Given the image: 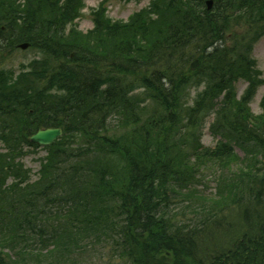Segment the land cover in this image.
<instances>
[{"label": "trees", "instance_id": "obj_1", "mask_svg": "<svg viewBox=\"0 0 264 264\" xmlns=\"http://www.w3.org/2000/svg\"><path fill=\"white\" fill-rule=\"evenodd\" d=\"M50 2L0 0V52L25 40L34 50L32 68L15 78L0 68V113L11 121L0 137V264H264L254 240L264 220L250 231L246 209L252 190L264 201V107L255 115L249 106L263 79L245 74L264 34V0L210 9L151 0L111 24L115 33L87 36L63 34L80 0ZM239 77L249 85L236 99ZM190 89L199 90L191 103ZM207 122L214 147L199 143ZM49 126L64 133L28 183L21 143ZM214 165L218 193L206 197L196 173ZM235 207L244 230L223 247L212 222ZM97 246L112 254L103 261Z\"/></svg>", "mask_w": 264, "mask_h": 264}, {"label": "rangeland", "instance_id": "obj_2", "mask_svg": "<svg viewBox=\"0 0 264 264\" xmlns=\"http://www.w3.org/2000/svg\"><path fill=\"white\" fill-rule=\"evenodd\" d=\"M85 3L82 6H78V13L74 15L72 20L68 21L64 25V32L63 34H67L68 32H77L81 35L87 36L89 34H93L99 30H102L103 28H107V33L112 34L115 33L113 29L110 28L111 24L114 23H120V22H127L134 11L139 10L141 7H149L148 2L150 0H107L104 4V10L98 14L97 16V22L98 27L96 31L92 30L94 27L93 21L91 20V16L93 15L94 7L97 6L99 1L101 0H84ZM21 4L25 3V0H19ZM46 2L49 4L51 3L50 0H46ZM82 11V15L79 14V12ZM50 13V8H49ZM70 18L73 14L72 11H68ZM148 17L149 20H154V16H145ZM119 33V32H118ZM118 33H116L118 35ZM69 40H71V37H68ZM235 37L232 40H228V43L234 42ZM80 41V40H78ZM82 42V41H80ZM37 51V50H36ZM251 52V51H250ZM33 49H21L16 47L15 45H8L6 44L3 46V50L0 52V68L7 74H12V77L15 78L16 75L19 72L28 71L31 64V68L33 65ZM251 57L253 59L252 65H254V72L253 71H247L245 70V74L250 75L251 77H255V74L260 78L263 79V82L257 87V90L255 91V95L252 98V103L250 105L251 112L253 114H260L263 112L264 103L260 104V101L262 98H264V35H262L254 44L253 51L251 53ZM245 76V75H244ZM256 78V77H255ZM248 80L245 77H239L236 81V85L234 87V92L236 95H240L244 88L246 87V82ZM202 87H199V90ZM196 90L198 89H190L189 93L191 95L189 102L191 103L192 97L195 94ZM198 90V91H199ZM236 90H238L236 92ZM139 91V90H138ZM119 118L112 116V119L108 122V124H116L119 122ZM211 120V118H210ZM11 121L7 114L0 113V137L2 135V130L6 126H10ZM112 128V125L110 126ZM200 145L202 147L205 146H215L216 145V139L214 133L211 131V129L207 126H205L202 130H200ZM15 137L12 135V138ZM79 141H75L71 144L72 147H75L78 145ZM18 141L15 139L13 145H16ZM0 145L6 149V143L2 140H0ZM22 145V154L20 157L17 158V160H21V163L23 164L21 167L22 172H27L28 175H30L28 179V183H34L37 181V177L39 175L40 171V163L47 157L48 155V149L43 148L42 146H27L24 143H21ZM18 151V150H17ZM236 153L243 157V152L236 148ZM261 161H264V158L261 159ZM259 163H257L258 165ZM246 165H244L245 168ZM218 165H214L213 168L207 167L203 170H199L196 173V176L198 179H200V182L196 183V187L199 190V193L206 196V197H213L218 193V185H217V179L219 178L220 169L218 168ZM235 168V166H233ZM15 178L12 175L7 176L6 183H10ZM17 179V178H16ZM258 193L260 194V190H252L250 197L248 201L246 202V209L248 210L247 213V223L250 222V218L253 216H258L257 218H263L264 217V201H261L259 198H257L254 194ZM172 206H170L171 208ZM186 210V216L183 217L184 220H188L189 217H192V212L189 211L188 208ZM184 211V210H182ZM189 213V216L188 214ZM204 214V213H203ZM223 218V223L219 222V227L217 231L214 230V232L217 233V236L220 238L219 242L217 244L223 245V247L228 246L232 240L236 239L241 231L244 230V225L241 222L240 217V209L239 208H233L229 210H224L218 215V219ZM256 220V219H255ZM254 220V222H255ZM242 223V224H241ZM213 224V222H212ZM225 225V226H224ZM110 244V243H109ZM110 248L106 247L102 249L101 247L97 246V256L102 257L103 261L106 259V257L111 253ZM93 251L89 253L88 256H93ZM100 259H97L94 261L93 264H102Z\"/></svg>", "mask_w": 264, "mask_h": 264}, {"label": "water", "instance_id": "obj_3", "mask_svg": "<svg viewBox=\"0 0 264 264\" xmlns=\"http://www.w3.org/2000/svg\"><path fill=\"white\" fill-rule=\"evenodd\" d=\"M211 0L207 1L208 7L211 6ZM27 44H21V47H26ZM62 130L60 127H47L39 128L35 133L30 136V140L33 142H38L42 144L51 143L57 136L61 134Z\"/></svg>", "mask_w": 264, "mask_h": 264}, {"label": "bare ground", "instance_id": "obj_4", "mask_svg": "<svg viewBox=\"0 0 264 264\" xmlns=\"http://www.w3.org/2000/svg\"><path fill=\"white\" fill-rule=\"evenodd\" d=\"M232 209V208H231ZM258 216H253V217H251L250 218V222H252V224L249 226V229H250V231H252L253 229L255 230L256 228H255V225L257 224V223H259L261 220H264V217L263 218H257ZM256 219V220H255ZM254 220H255V222H254ZM264 222V221H263ZM263 222H262V224H263ZM261 224V225H262ZM261 235H263V237H257V239L255 238L254 240L255 241H258L256 244H255V246H260L261 244H263L264 243V232L261 234ZM261 241V242H260ZM209 245H210V243H208ZM214 247V246H213ZM212 247V248H213ZM256 253H258V251L256 252ZM193 255H195V254H193ZM225 256H227L226 254H222V257L224 258V260H225Z\"/></svg>", "mask_w": 264, "mask_h": 264}]
</instances>
